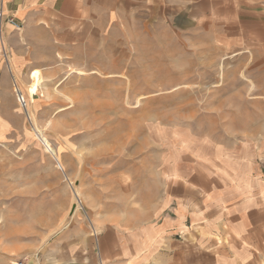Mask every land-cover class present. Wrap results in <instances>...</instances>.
Returning a JSON list of instances; mask_svg holds the SVG:
<instances>
[{"label":"rangeland","instance_id":"374dc122","mask_svg":"<svg viewBox=\"0 0 264 264\" xmlns=\"http://www.w3.org/2000/svg\"><path fill=\"white\" fill-rule=\"evenodd\" d=\"M127 30L133 42L103 44L100 58L84 66L69 58L25 67L13 92L1 94L13 133L0 140V232L1 181L15 183L55 231L76 220L141 228L159 221L164 168L179 153L264 169L261 55L164 21ZM35 69L44 77L34 97ZM150 257L145 264L205 256L164 244ZM246 263L264 264V251Z\"/></svg>","mask_w":264,"mask_h":264},{"label":"crops","instance_id":"0c3cea01","mask_svg":"<svg viewBox=\"0 0 264 264\" xmlns=\"http://www.w3.org/2000/svg\"><path fill=\"white\" fill-rule=\"evenodd\" d=\"M0 11L23 24L17 30L5 22L0 33V140L13 133L1 94L13 92L25 67L69 58L84 66L100 58L103 44L133 42L125 38L132 26L164 21L212 42L253 47L264 59V0H0ZM6 47L9 59L1 55ZM40 69L33 74L44 77ZM164 169L160 219L141 228L76 220L55 231L52 219L31 212L32 199L15 183L1 181L0 264H145L164 244L204 255L196 264L255 262L264 251V169L180 153Z\"/></svg>","mask_w":264,"mask_h":264},{"label":"built area","instance_id":"2783aa9c","mask_svg":"<svg viewBox=\"0 0 264 264\" xmlns=\"http://www.w3.org/2000/svg\"><path fill=\"white\" fill-rule=\"evenodd\" d=\"M7 22L9 24H11L14 28H16L17 30H20L23 27V24L21 22H19L18 20H16L14 17H8L5 18L3 12L0 11V33L3 30V26L4 23ZM5 57H7V53L4 52ZM19 101L21 102V104H24V100L21 98H18ZM25 259H18L15 260L14 262H12L13 264H26L25 263ZM96 264H105L104 261L102 259L99 260L98 263Z\"/></svg>","mask_w":264,"mask_h":264},{"label":"bare ground","instance_id":"6f19581e","mask_svg":"<svg viewBox=\"0 0 264 264\" xmlns=\"http://www.w3.org/2000/svg\"><path fill=\"white\" fill-rule=\"evenodd\" d=\"M79 74H83L84 72H78ZM77 73V74H78ZM34 77H35V84H34V86H32V88H33V90L39 85V84H41L42 82H43V79L41 78V76H39V75H34ZM23 84V83H22ZM35 87V88H34ZM24 88V87H23ZM16 90H17V88H16ZM37 89H35V95H34V97L38 94L37 93V91H36ZM18 91V90H17ZM19 95V97L21 96L20 94H18ZM29 95V94H28ZM29 97V96H28ZM34 97L32 98V100L34 99ZM23 99L24 100V97H20V99ZM28 101V100H27ZM25 108V107H24ZM31 108V107H30ZM32 123V122H31ZM48 146V145H47ZM50 152H51V150H50ZM53 152V151H52ZM76 194H77V196H78V193L76 192ZM79 197V196H78ZM79 202V201H78ZM76 208V207H75ZM75 210V209H74Z\"/></svg>","mask_w":264,"mask_h":264}]
</instances>
